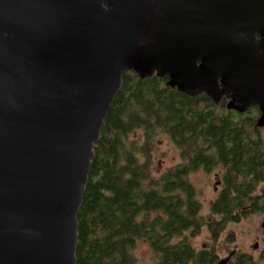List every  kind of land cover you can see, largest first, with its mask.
<instances>
[{
	"label": "water",
	"instance_id": "obj_1",
	"mask_svg": "<svg viewBox=\"0 0 264 264\" xmlns=\"http://www.w3.org/2000/svg\"><path fill=\"white\" fill-rule=\"evenodd\" d=\"M127 71L258 108L262 126L264 0H0V264H75L95 144Z\"/></svg>",
	"mask_w": 264,
	"mask_h": 264
},
{
	"label": "trees",
	"instance_id": "obj_2",
	"mask_svg": "<svg viewBox=\"0 0 264 264\" xmlns=\"http://www.w3.org/2000/svg\"><path fill=\"white\" fill-rule=\"evenodd\" d=\"M166 80L122 75L77 213L75 264H137L138 242L150 248L155 264H213L215 244L196 250L191 240L205 227L216 243L227 225L250 214L242 206L257 180L252 172H260L252 157H264L253 128L257 110L237 114L224 102L215 106L205 96L186 97ZM161 135L186 163L152 176ZM217 166L224 170L223 187L208 207L212 219H205L188 175ZM231 264L254 263L242 254Z\"/></svg>",
	"mask_w": 264,
	"mask_h": 264
},
{
	"label": "rangeland",
	"instance_id": "obj_3",
	"mask_svg": "<svg viewBox=\"0 0 264 264\" xmlns=\"http://www.w3.org/2000/svg\"><path fill=\"white\" fill-rule=\"evenodd\" d=\"M259 134L264 140V127L260 128ZM185 163L186 161L181 158L179 150L170 139L165 135L159 136L155 143L152 176H157L163 170L172 169ZM223 173V168L217 166L209 171L200 167L188 175V181L199 193L201 214L205 219H212L211 215H209L208 207L217 196L215 191L216 182ZM262 219H264L262 213L248 214L237 223L227 225L216 243L212 241L210 234L203 227L200 233L191 240V244L196 250L207 246L211 247L215 244L214 247L218 259L226 258L230 252L236 249L249 253L253 242V232L259 229ZM133 255L137 264H155L153 254L144 242L137 243L133 250Z\"/></svg>",
	"mask_w": 264,
	"mask_h": 264
},
{
	"label": "flooded vegetation",
	"instance_id": "obj_4",
	"mask_svg": "<svg viewBox=\"0 0 264 264\" xmlns=\"http://www.w3.org/2000/svg\"><path fill=\"white\" fill-rule=\"evenodd\" d=\"M222 102H224V106L226 107L227 101L223 100ZM252 109H256L258 113L256 117L255 125H253V128H256L259 134L260 128L264 127V124L262 126L257 125V120L260 117V112L258 108H252ZM261 143H262V146H264L263 139ZM255 160L257 161L255 162ZM252 161H254L253 162L254 165L255 164L257 165L256 170L260 169V172L259 171H257V173H255L254 171L252 172V177H253L252 179H255V180L257 179V180L253 183L252 188H251V193L249 194V198L247 199L246 204L242 206V208L247 210L251 215L256 214V213H262L264 215V157L263 156L252 157ZM252 168L255 169V166H252ZM222 187H223V179L221 175L219 180L216 182L215 191L217 194L222 189ZM252 238H253V242L251 243V252L249 253L241 252L236 249L230 252L226 258L218 259L217 257L213 264H219L221 261H225L224 264H231L238 255H242V254H245L248 257H250L252 260V263L262 264V262H264V219H262L259 229H256V231L253 232ZM208 248H210V246L203 247L202 249H208Z\"/></svg>",
	"mask_w": 264,
	"mask_h": 264
}]
</instances>
